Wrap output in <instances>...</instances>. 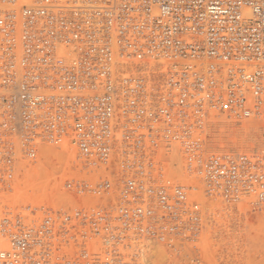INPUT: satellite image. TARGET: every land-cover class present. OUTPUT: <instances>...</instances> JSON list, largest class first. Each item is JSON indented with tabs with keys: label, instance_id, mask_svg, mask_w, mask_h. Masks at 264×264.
<instances>
[{
	"label": "built area",
	"instance_id": "2783aa9c",
	"mask_svg": "<svg viewBox=\"0 0 264 264\" xmlns=\"http://www.w3.org/2000/svg\"><path fill=\"white\" fill-rule=\"evenodd\" d=\"M227 122L264 131V0H0V264H177L264 205Z\"/></svg>",
	"mask_w": 264,
	"mask_h": 264
},
{
	"label": "rangeland",
	"instance_id": "374dc122",
	"mask_svg": "<svg viewBox=\"0 0 264 264\" xmlns=\"http://www.w3.org/2000/svg\"><path fill=\"white\" fill-rule=\"evenodd\" d=\"M252 125L236 124L233 130L223 127L212 141L223 150L264 147V131L247 132L243 128ZM186 254L188 257L177 264H264V205L252 208L245 203L218 202L208 214L201 237L187 247ZM150 264L174 263L158 256L150 259Z\"/></svg>",
	"mask_w": 264,
	"mask_h": 264
},
{
	"label": "bare ground",
	"instance_id": "6f19581e",
	"mask_svg": "<svg viewBox=\"0 0 264 264\" xmlns=\"http://www.w3.org/2000/svg\"><path fill=\"white\" fill-rule=\"evenodd\" d=\"M246 124V126H247V124L248 123H245ZM243 127L247 132H251L252 130L249 128V127ZM225 129H228V130H233V127H235L234 126V124L233 125H231V124H229L228 122H227V124H225L224 126H223ZM241 128V127H240ZM257 133V132H256ZM227 139V138H226ZM238 140V139H237ZM256 147V146H255ZM53 154V152L51 151V149H49L48 151H47V157H49V156H55V153H54V155H52ZM157 252H160V250H158V251H156V250H154L153 252H151V255H150V257L152 256V257H154V256H156L158 253ZM160 257V256H159ZM161 258H163L162 256H161Z\"/></svg>",
	"mask_w": 264,
	"mask_h": 264
}]
</instances>
